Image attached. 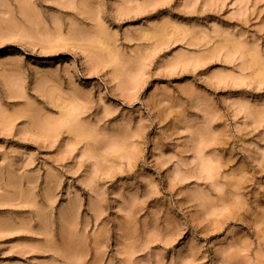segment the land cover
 <instances>
[{
  "label": "rangeland",
  "instance_id": "1",
  "mask_svg": "<svg viewBox=\"0 0 264 264\" xmlns=\"http://www.w3.org/2000/svg\"><path fill=\"white\" fill-rule=\"evenodd\" d=\"M0 264H264V0H0Z\"/></svg>",
  "mask_w": 264,
  "mask_h": 264
}]
</instances>
